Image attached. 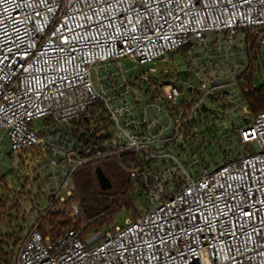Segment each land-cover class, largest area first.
Returning <instances> with one entry per match:
<instances>
[{"label":"built area","instance_id":"built-area-1","mask_svg":"<svg viewBox=\"0 0 264 264\" xmlns=\"http://www.w3.org/2000/svg\"><path fill=\"white\" fill-rule=\"evenodd\" d=\"M211 34L264 40V0H0V132L11 153L68 129L74 145L49 148L48 165L66 163L54 203L72 196L78 168L127 157L132 193L148 202L124 227L87 234L46 237L38 218L16 264H264V111L238 129L246 153L204 164L191 153L192 130L232 109L204 79L210 64L194 74L199 87L177 74L131 83L120 65L156 63ZM108 64L121 79L105 89L92 73Z\"/></svg>","mask_w":264,"mask_h":264},{"label":"rangeland","instance_id":"rangeland-1","mask_svg":"<svg viewBox=\"0 0 264 264\" xmlns=\"http://www.w3.org/2000/svg\"><path fill=\"white\" fill-rule=\"evenodd\" d=\"M217 35L220 38L216 39ZM208 38L210 41L201 47H196L195 44L188 47L189 49L196 47L191 56L190 50L184 48L150 65L139 67L130 59L121 60L120 65L125 71L126 80L131 83L139 84L137 80L144 77L143 75L165 82L173 79L177 74L184 83L191 82L199 87L200 82L194 74L196 71L202 72L205 63L210 64L209 77L205 74L204 79L211 82L213 86L220 87L215 91L216 98L223 95L231 96L232 109L226 113H220L219 116L213 115L207 128H202L201 125L195 126L192 133L196 134V137L191 144V153L198 152L199 161L204 164L210 162L217 165L246 153V150L241 148L233 138V129L244 128L254 116L252 110L243 101L238 86L242 82V73L249 66L244 42L237 41L230 44L219 34L210 35ZM217 41H221V44ZM258 66L255 73V85L260 88L264 84V40L258 53ZM116 68L115 64H108L93 71V79L97 86L106 89L114 80L119 81L121 77L118 78ZM122 72H119V75ZM110 74L112 77H108ZM42 123L43 120L36 121L34 127ZM51 135L49 133V136ZM44 136L48 135L43 133ZM68 140H72V132L64 129L56 135L52 145L62 148ZM51 143L52 141L49 143L46 140L45 146L11 153L8 137L0 132V200L7 202L9 207H12L13 203H20L19 212L14 210L8 213L9 220L3 225V234L9 233L20 238L17 246H15L16 240L10 241L11 248L17 252V255L27 231L35 224L36 219L40 218V214L46 215L44 212L54 202L55 194L67 181V175L63 174L66 163L58 167L48 165L53 157V152L49 149ZM199 147H202L200 151H198ZM180 160H183L182 157ZM70 183H73L72 178ZM131 189L129 195L137 212L121 211L115 215L112 227H124L127 221H132L138 214L144 213V207L148 205L147 200L143 196L132 193ZM63 194L66 195V192L64 191ZM65 197L68 199L67 196ZM9 223L12 227H8Z\"/></svg>","mask_w":264,"mask_h":264},{"label":"trees","instance_id":"trees-1","mask_svg":"<svg viewBox=\"0 0 264 264\" xmlns=\"http://www.w3.org/2000/svg\"><path fill=\"white\" fill-rule=\"evenodd\" d=\"M263 40L258 37L248 36L246 38V53L249 66L242 73L240 83V92L243 101L252 110L253 116L264 111V84L257 88L255 85V73L258 66V53ZM226 108H231L228 103ZM239 130L233 129V138L238 142ZM131 157L124 161L117 159H106L103 161H94L78 168L73 174V184L75 191L65 202H53L52 208H48L44 214H40V230L46 237H58L62 232L76 228H84V234L92 231H101L113 229L115 215L123 210L135 213L137 210L132 205V199L129 195L131 189L130 166ZM208 164V162H206ZM101 167L106 176L112 182V189L103 191L98 183L96 168ZM73 206L79 208V216L73 215ZM20 211V203H13L9 207L7 202L0 200V264H16L17 252L12 250L10 241H15L18 245L20 238L12 234H3V225L9 220L8 213L11 211ZM141 214L134 217L136 220ZM8 227H12L9 223ZM110 227V228H109Z\"/></svg>","mask_w":264,"mask_h":264},{"label":"crops","instance_id":"crops-1","mask_svg":"<svg viewBox=\"0 0 264 264\" xmlns=\"http://www.w3.org/2000/svg\"><path fill=\"white\" fill-rule=\"evenodd\" d=\"M211 35H213V34H211ZM208 36H210V35H208ZM208 36H207V39H206V43L207 42H209L210 41V38H208ZM218 37L220 38V36H218L217 35V37H216V39H218ZM216 43V42H215ZM217 43L218 44H221V41H217ZM244 45H245V49H246V43H244ZM188 47H191V44L190 45H188V46H186V47H184V48H188ZM183 48V49H184ZM189 49V48H188ZM187 49V50H188ZM193 49H195V47H193V48H190L189 50H193ZM247 54V53H246ZM45 122H43L40 126H38V127H36V128H44V126H45ZM64 129H62V130H57V131H48V132H44L45 134H47L48 136H44L43 138H44V141H45V144H46V140L50 143V141H53V142H55V140H56V135L59 133V132H61V131H63ZM49 133L50 134H52L51 136H49ZM74 145V141H72V140H68L67 141V143L64 145V147L63 148H69V147H72Z\"/></svg>","mask_w":264,"mask_h":264},{"label":"water","instance_id":"water-1","mask_svg":"<svg viewBox=\"0 0 264 264\" xmlns=\"http://www.w3.org/2000/svg\"><path fill=\"white\" fill-rule=\"evenodd\" d=\"M96 176L98 179V183L103 191L111 190L113 185L111 180L106 176L103 169L101 167L96 168Z\"/></svg>","mask_w":264,"mask_h":264}]
</instances>
